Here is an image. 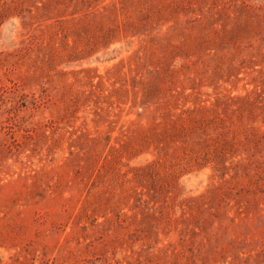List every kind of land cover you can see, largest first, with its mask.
Returning a JSON list of instances; mask_svg holds the SVG:
<instances>
[{"label": "rangeland", "instance_id": "374dc122", "mask_svg": "<svg viewBox=\"0 0 264 264\" xmlns=\"http://www.w3.org/2000/svg\"><path fill=\"white\" fill-rule=\"evenodd\" d=\"M0 264H264V0H0Z\"/></svg>", "mask_w": 264, "mask_h": 264}]
</instances>
